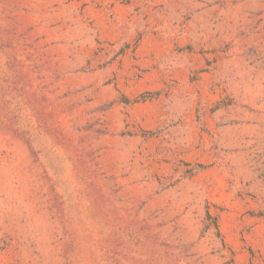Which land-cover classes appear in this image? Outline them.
<instances>
[{"label":"rangeland","instance_id":"374dc122","mask_svg":"<svg viewBox=\"0 0 264 264\" xmlns=\"http://www.w3.org/2000/svg\"><path fill=\"white\" fill-rule=\"evenodd\" d=\"M0 264H264V0H0Z\"/></svg>","mask_w":264,"mask_h":264}]
</instances>
